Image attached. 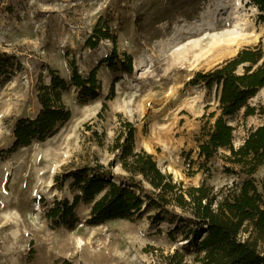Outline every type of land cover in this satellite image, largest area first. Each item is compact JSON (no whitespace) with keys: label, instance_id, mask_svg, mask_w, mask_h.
<instances>
[{"label":"rangeland","instance_id":"374dc122","mask_svg":"<svg viewBox=\"0 0 264 264\" xmlns=\"http://www.w3.org/2000/svg\"><path fill=\"white\" fill-rule=\"evenodd\" d=\"M258 13L249 0H0V50L21 62L11 77H0V264H169L167 256L180 242L166 236V222L144 216L89 225V209L79 203L73 227H53L38 200H72L69 181L57 189L54 175L113 159L110 147L121 119L134 126L135 147L151 153L175 181H206L214 190L230 186L237 178L224 172L220 158L206 163L207 172L197 169L200 118L217 100L214 88L186 82L243 47L258 46L264 55ZM99 17L116 35L117 51L132 56V70L100 65V93L81 103L70 84L69 60L86 76L110 53L109 39L85 46ZM49 67L68 83L62 101L70 118L43 141L2 157L13 143L16 120L39 111L37 84L40 77L48 83ZM248 103L263 111L243 117L242 107L228 118L236 146L248 129L264 123V87ZM253 176L264 180V163ZM183 263L200 264L193 254Z\"/></svg>","mask_w":264,"mask_h":264},{"label":"trees","instance_id":"16d2710c","mask_svg":"<svg viewBox=\"0 0 264 264\" xmlns=\"http://www.w3.org/2000/svg\"><path fill=\"white\" fill-rule=\"evenodd\" d=\"M249 2L264 22V0ZM102 39L111 40L110 53L86 76L79 73L74 58L69 60L70 84L78 89L81 103L99 95L96 70L100 65L113 72L132 70V56L117 51L116 35L99 17L85 46L94 48ZM20 67L15 54L0 50V77L9 78ZM47 71L48 83L40 77L37 84L39 111L34 117L16 120L13 143L3 150L2 157L33 140L43 141L70 118L62 101L68 83L57 70L49 67ZM186 84L201 85L208 91L214 88L217 100L215 109L205 111L200 118L197 169L207 172L206 163L220 158L224 172L237 180L217 190L206 181L198 185L175 181L158 167L151 153L135 147L134 126L121 119L110 147L115 157L107 164L96 161L54 175L57 189L69 181L73 198L41 197L38 202L44 217L53 227H73L78 222L79 203L89 209L85 219L89 225L145 216L152 223L166 222V236L173 242H183L167 256L169 264H186V254H193V260L200 264H264V180L257 183L253 176L264 163V123L248 129L237 146L233 143L235 126L228 123V118L242 107L243 117L263 111L262 106L248 103L264 87L263 51L258 46L243 47L212 68L195 72ZM105 107L104 103L102 110ZM62 264L75 263L64 260Z\"/></svg>","mask_w":264,"mask_h":264},{"label":"water","instance_id":"95a60500","mask_svg":"<svg viewBox=\"0 0 264 264\" xmlns=\"http://www.w3.org/2000/svg\"><path fill=\"white\" fill-rule=\"evenodd\" d=\"M183 242H180V244H182Z\"/></svg>","mask_w":264,"mask_h":264},{"label":"bare ground","instance_id":"6f19581e","mask_svg":"<svg viewBox=\"0 0 264 264\" xmlns=\"http://www.w3.org/2000/svg\"><path fill=\"white\" fill-rule=\"evenodd\" d=\"M187 49L189 50V47Z\"/></svg>","mask_w":264,"mask_h":264}]
</instances>
